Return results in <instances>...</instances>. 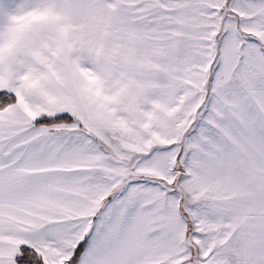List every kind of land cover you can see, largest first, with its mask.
<instances>
[{
  "label": "snow or ice",
  "instance_id": "snow-or-ice-1",
  "mask_svg": "<svg viewBox=\"0 0 264 264\" xmlns=\"http://www.w3.org/2000/svg\"><path fill=\"white\" fill-rule=\"evenodd\" d=\"M0 264H264V0H0Z\"/></svg>",
  "mask_w": 264,
  "mask_h": 264
}]
</instances>
